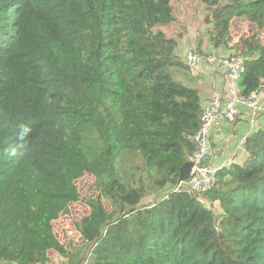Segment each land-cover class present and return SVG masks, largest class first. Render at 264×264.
I'll use <instances>...</instances> for the list:
<instances>
[{"label":"trees","instance_id":"trees-1","mask_svg":"<svg viewBox=\"0 0 264 264\" xmlns=\"http://www.w3.org/2000/svg\"><path fill=\"white\" fill-rule=\"evenodd\" d=\"M177 1L0 0L1 264H264V127L208 192L175 191L202 113L162 31ZM202 3L210 52L194 51L243 56L242 93L262 91L264 0ZM87 175L98 195L67 247L53 225Z\"/></svg>","mask_w":264,"mask_h":264},{"label":"built area","instance_id":"built-area-1","mask_svg":"<svg viewBox=\"0 0 264 264\" xmlns=\"http://www.w3.org/2000/svg\"><path fill=\"white\" fill-rule=\"evenodd\" d=\"M184 63L193 77H199L206 64L218 68L226 77L225 89L211 95L202 107L201 125L194 136L196 152L191 159L194 166L190 177L186 182L179 181L175 187V191L187 188L197 194H204L215 185L217 173L222 168L210 163L213 155L211 132L218 127L236 122L242 106L249 110L248 120L254 124L263 107L260 91H253L247 96L242 93L240 82L245 73L243 56L205 55L189 50L184 56ZM208 155L211 156L210 159L204 162L205 156Z\"/></svg>","mask_w":264,"mask_h":264},{"label":"rangeland","instance_id":"rangeland-1","mask_svg":"<svg viewBox=\"0 0 264 264\" xmlns=\"http://www.w3.org/2000/svg\"><path fill=\"white\" fill-rule=\"evenodd\" d=\"M175 14L176 22L171 26L162 28V31L166 33L167 36L173 37L178 43V54L184 60V56L189 50H197L198 44L201 42L205 52H210L207 38L206 29L204 24L205 18V6L202 0H178L175 3ZM234 35L237 42L240 35L249 31V26L246 24L235 21L234 23ZM224 56L228 53H218L212 52ZM180 77V76H179ZM78 189L81 194V201L72 206L69 214L62 216L59 220L54 223V231L61 242L70 247L71 244H82V239L79 231L76 228V222L80 220L82 216L87 214L89 211L88 202L98 195L97 181L92 176H84L77 182ZM154 196L147 197L144 203L151 202ZM109 204L106 203V207ZM50 258L52 259V264H58L55 260V254L50 253Z\"/></svg>","mask_w":264,"mask_h":264},{"label":"crops","instance_id":"crops-1","mask_svg":"<svg viewBox=\"0 0 264 264\" xmlns=\"http://www.w3.org/2000/svg\"><path fill=\"white\" fill-rule=\"evenodd\" d=\"M222 51L219 50V53H222ZM223 53L230 54L231 51L226 50ZM191 77L185 80V85L199 90L202 107L211 95L223 91L226 87L224 73L208 64L204 65L199 77H193L192 75ZM260 100L263 108L254 124H251L248 120L249 110L242 106L236 122L218 127L211 132L213 155L210 163L212 165L223 167L230 163L242 164L246 161L245 139L249 134L264 127V91H260Z\"/></svg>","mask_w":264,"mask_h":264},{"label":"water","instance_id":"water-1","mask_svg":"<svg viewBox=\"0 0 264 264\" xmlns=\"http://www.w3.org/2000/svg\"><path fill=\"white\" fill-rule=\"evenodd\" d=\"M211 156H205L204 162H206L207 160L210 159ZM194 166V163L192 161H188L187 163H185L179 172V181H188L190 174H191V170ZM1 264V263H0ZM8 264H13V263H8Z\"/></svg>","mask_w":264,"mask_h":264},{"label":"clouds","instance_id":"clouds-1","mask_svg":"<svg viewBox=\"0 0 264 264\" xmlns=\"http://www.w3.org/2000/svg\"><path fill=\"white\" fill-rule=\"evenodd\" d=\"M205 55H208V54H205ZM214 55H215V54H214ZM218 56H220V55H218ZM224 56H226V55H224ZM187 69H188V68H187ZM23 130L26 131L27 129H23ZM13 154H14V153H13ZM230 165H231V164H230ZM230 165H229V166H230ZM229 166H223V167H229ZM223 167H222V168H223Z\"/></svg>","mask_w":264,"mask_h":264}]
</instances>
